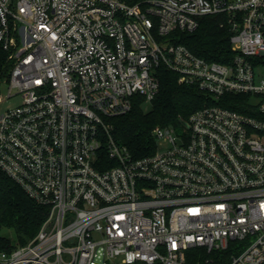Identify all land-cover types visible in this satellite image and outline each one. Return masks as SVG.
<instances>
[{"label":"built area","instance_id":"1","mask_svg":"<svg viewBox=\"0 0 264 264\" xmlns=\"http://www.w3.org/2000/svg\"><path fill=\"white\" fill-rule=\"evenodd\" d=\"M220 15L227 62L173 43ZM0 51V170L48 209L0 264H264V0H0ZM161 67L210 104L134 159L108 120Z\"/></svg>","mask_w":264,"mask_h":264},{"label":"trees","instance_id":"2","mask_svg":"<svg viewBox=\"0 0 264 264\" xmlns=\"http://www.w3.org/2000/svg\"><path fill=\"white\" fill-rule=\"evenodd\" d=\"M173 43L187 47L192 53L210 62L225 63L232 58L231 33L224 16L204 17L193 33L176 32ZM8 53L0 51V81L9 75ZM160 91L146 110L144 98H134L133 109L124 116L110 118L111 137L125 147L134 159L152 155L157 147V127L180 128L198 110L208 106L209 98L196 85L180 84L175 73L158 69ZM246 98V97H245ZM232 103L222 106L243 111L244 97L228 96ZM48 217V209L32 200L24 189L0 170V252H12L24 246L39 233ZM13 229L14 244L3 234Z\"/></svg>","mask_w":264,"mask_h":264},{"label":"rangeland","instance_id":"3","mask_svg":"<svg viewBox=\"0 0 264 264\" xmlns=\"http://www.w3.org/2000/svg\"><path fill=\"white\" fill-rule=\"evenodd\" d=\"M16 103H17L16 100H11L9 105H14L15 106ZM149 108H150V106H147L146 110H149ZM3 234L5 236H7L8 238H10L14 244L17 243V236H16V233H15V231L13 229H5L3 231Z\"/></svg>","mask_w":264,"mask_h":264}]
</instances>
